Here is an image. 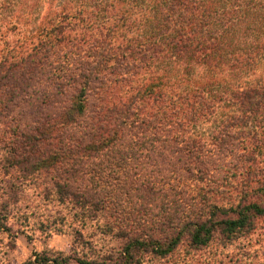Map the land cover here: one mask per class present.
Instances as JSON below:
<instances>
[{
    "label": "trees",
    "instance_id": "16d2710c",
    "mask_svg": "<svg viewBox=\"0 0 264 264\" xmlns=\"http://www.w3.org/2000/svg\"><path fill=\"white\" fill-rule=\"evenodd\" d=\"M15 1L0 0V13ZM36 30L28 45L0 49L2 111L25 102L39 124L13 164L24 176L53 169L59 199L84 209L107 182L126 186L110 226L125 238L116 264L253 231L264 216V79L253 78L264 0H57ZM82 179L83 193L71 191ZM156 185L179 191L163 195L161 229L145 232ZM130 187L150 196L132 203ZM91 202L97 211L103 200ZM73 253L24 264H104Z\"/></svg>",
    "mask_w": 264,
    "mask_h": 264
},
{
    "label": "rangeland",
    "instance_id": "374dc122",
    "mask_svg": "<svg viewBox=\"0 0 264 264\" xmlns=\"http://www.w3.org/2000/svg\"><path fill=\"white\" fill-rule=\"evenodd\" d=\"M56 4L57 0H19L9 10L1 12L0 49L5 50V40H9L10 45H14L16 40L19 41L17 43L25 40L26 45L37 40V26L50 17ZM20 25L21 31L18 28ZM259 77L264 79V65L253 78ZM18 102V106L12 105L6 113L0 107V214L6 218L4 227L9 228L0 231V264H24L29 258H34L35 253L42 251L66 255L74 254L73 250L85 260L98 259L104 264H116L115 259L120 255L125 238L110 226L119 214L116 212L118 201L125 198L127 187L121 189L123 196L119 187L110 191L112 187L106 186L108 182L102 193L95 190L94 196L88 198L103 200L95 211L91 200L86 203L87 209L81 207L75 198L73 201L72 198L60 200L53 187V169L26 172L24 176L22 170L13 164V159L20 156L24 148L29 150L30 144L37 140L36 127L39 124L36 125L30 106ZM72 181L68 185L70 190L83 193V179L76 183ZM129 190L132 203L141 202L145 194L150 196L144 188L137 190L130 187ZM188 190L193 195L198 193L194 187ZM178 191V188L171 191L167 185L154 186L151 200L145 207V232L155 226L161 229L162 219L157 213L164 202L163 195L175 196ZM217 199L221 198H211L210 202ZM221 200L225 205L236 202L232 197ZM120 205L126 206V203ZM254 227L252 232L232 239H225L216 233L206 246L194 247L183 241L164 256L142 251L139 264H264V216L255 220Z\"/></svg>",
    "mask_w": 264,
    "mask_h": 264
}]
</instances>
